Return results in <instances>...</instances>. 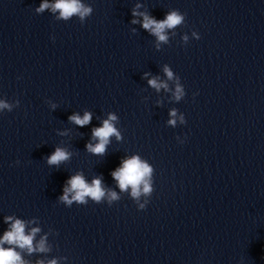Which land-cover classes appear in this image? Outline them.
Here are the masks:
<instances>
[{
	"label": "clouds",
	"instance_id": "1",
	"mask_svg": "<svg viewBox=\"0 0 264 264\" xmlns=\"http://www.w3.org/2000/svg\"><path fill=\"white\" fill-rule=\"evenodd\" d=\"M34 11L36 14H43L47 11L57 21L68 22L75 17L83 25L92 15L93 8L85 0H41ZM131 15L130 23L132 25H140L143 30L155 38L154 47L157 51L161 50L162 45L169 44L170 38L177 35L176 29L184 26L186 20V14L178 9L168 10L165 17L158 20L151 15L144 4L139 2L131 9ZM130 31L133 34L137 33L136 28H131ZM191 38L199 40L201 37L197 31L193 30ZM189 40L190 37L187 33L181 36V42L184 45H187ZM162 71L165 79L153 76L149 72H144L142 78L146 79L148 86L157 93L161 90L169 93V102L179 103L186 95L181 78L168 64L162 66ZM195 95L197 93L193 94V96ZM47 103L51 110L58 107L51 100ZM162 103L161 100L156 101L157 106H162ZM19 105L18 99L9 102L7 99L0 98V113L11 112ZM92 115L89 110H84L83 115L74 112L68 117V120L78 127H85L91 123ZM168 115L167 125L172 128L187 123L184 113L177 108H171ZM98 119H100V126L91 129V140L85 145V149L92 155L104 156L111 144V138L115 137L118 142H121L123 135L118 127L119 117L115 112H108L106 118L98 117ZM68 134L69 130L67 129L57 130L59 136ZM176 139L178 142L184 143V140L179 136ZM74 154L68 146L57 145L50 155L44 157V160L48 166L59 169L62 164L70 162ZM14 163L19 165L20 161L16 160ZM110 174L119 191L106 186L102 176H93L89 181L83 171H76L65 181L62 195L57 198V201L66 207H71L73 204L88 205L89 201L94 204L107 203L108 206H112L114 202L122 199L120 193H126L138 210L146 209L154 192L155 169L152 164L142 158L140 154H132L123 158L120 166ZM3 222L7 225V229L0 236V264H32V261L25 259V256L39 254L41 257H47L52 252L53 245L49 242V236L55 233L51 228L48 232L40 235L37 240V236L42 232V228L38 226L39 218L22 219L15 215H6L3 217ZM67 259L66 256L40 258L36 260L35 264H62Z\"/></svg>",
	"mask_w": 264,
	"mask_h": 264
}]
</instances>
